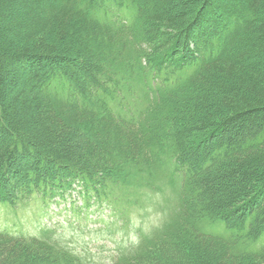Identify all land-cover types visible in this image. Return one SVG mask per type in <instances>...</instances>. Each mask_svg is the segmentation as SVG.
I'll use <instances>...</instances> for the list:
<instances>
[{
    "label": "trees",
    "instance_id": "16d2710c",
    "mask_svg": "<svg viewBox=\"0 0 264 264\" xmlns=\"http://www.w3.org/2000/svg\"><path fill=\"white\" fill-rule=\"evenodd\" d=\"M187 1L0 0V206L176 177L175 220L113 264H264V0ZM0 264L84 262L2 231Z\"/></svg>",
    "mask_w": 264,
    "mask_h": 264
},
{
    "label": "rangeland",
    "instance_id": "374dc122",
    "mask_svg": "<svg viewBox=\"0 0 264 264\" xmlns=\"http://www.w3.org/2000/svg\"><path fill=\"white\" fill-rule=\"evenodd\" d=\"M222 1L235 3L234 0ZM241 2L244 3L243 0ZM187 4V0L173 3L176 11ZM191 10L195 11L197 8L193 5ZM226 15L227 12H210L203 20L204 28L194 32H211L212 28H225L223 16ZM50 36L47 37L49 43L55 38L54 35ZM59 48H62V45ZM76 60L79 63L81 58L77 56ZM155 189L159 192L134 190L133 196L128 198L126 204L121 205L116 201L112 210L110 205L107 207L104 203L99 205L93 201L86 206L81 194V199L76 194L78 188L71 191L72 197L66 203L52 205L49 209H41L37 202L12 211L0 206V230L34 236L44 233L72 253L83 256L84 264H110L115 255L130 244L136 243L140 234L149 232L165 220H173L179 180L176 179L170 184L161 182ZM119 208L126 213H121ZM204 229L206 230L207 226ZM263 245L264 232L251 248L257 249Z\"/></svg>",
    "mask_w": 264,
    "mask_h": 264
},
{
    "label": "clouds",
    "instance_id": "9594fccd",
    "mask_svg": "<svg viewBox=\"0 0 264 264\" xmlns=\"http://www.w3.org/2000/svg\"><path fill=\"white\" fill-rule=\"evenodd\" d=\"M134 242H136L135 239H134Z\"/></svg>",
    "mask_w": 264,
    "mask_h": 264
}]
</instances>
